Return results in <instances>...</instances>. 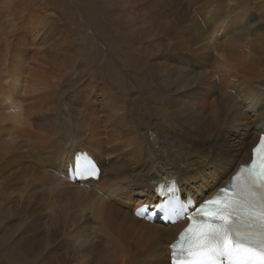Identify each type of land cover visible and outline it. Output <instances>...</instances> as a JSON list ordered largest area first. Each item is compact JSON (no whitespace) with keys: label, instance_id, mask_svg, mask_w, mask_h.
I'll use <instances>...</instances> for the list:
<instances>
[{"label":"bare ground","instance_id":"bare-ground-1","mask_svg":"<svg viewBox=\"0 0 264 264\" xmlns=\"http://www.w3.org/2000/svg\"><path fill=\"white\" fill-rule=\"evenodd\" d=\"M113 6L115 14H95L116 38L96 70L97 52L72 48L59 20L49 34L38 23L32 41L51 42L35 50L33 65L26 50H1L3 264H170L186 221L147 222L137 208L157 203L169 185L194 203L221 189L224 201L238 198L225 184L264 133V6ZM65 38L70 47H60ZM84 151L98 177L69 181ZM140 213L157 218L148 207Z\"/></svg>","mask_w":264,"mask_h":264},{"label":"snow or ice","instance_id":"snow-or-ice-1","mask_svg":"<svg viewBox=\"0 0 264 264\" xmlns=\"http://www.w3.org/2000/svg\"><path fill=\"white\" fill-rule=\"evenodd\" d=\"M259 168L257 172L253 161L243 189L246 195L238 194L237 199L223 203L214 198L193 206V210L211 207L207 215L198 218V228L188 229L183 235L180 253L185 259L179 264H264V160ZM75 170L81 172L76 167ZM257 192L259 196L255 195ZM160 196L163 202L157 207L166 216L179 215L188 207L175 202L174 191L161 192ZM171 247V264H177L176 244Z\"/></svg>","mask_w":264,"mask_h":264},{"label":"rangeland","instance_id":"rangeland-1","mask_svg":"<svg viewBox=\"0 0 264 264\" xmlns=\"http://www.w3.org/2000/svg\"><path fill=\"white\" fill-rule=\"evenodd\" d=\"M113 1L114 0H0V74H1V50L8 51L10 53H12V51L18 50L19 48H20L19 52H21V50H26L27 51L26 55L29 54V57L27 58V62H28L27 66L33 65L34 61L32 59L33 58L32 55L34 54L35 50H39L42 46H47V43L51 42V40H49L48 38H43V37H40L39 39L36 38L34 42L32 41V38H35L37 36L36 34L38 33V31L41 29V28L39 30L37 29V27L39 26L38 23L45 25L48 30L47 34H49L51 29L55 25L54 22L58 23L57 20H59L61 25L65 28L64 32L67 34V36H72L71 38L73 42L72 48L76 50H78L79 48L80 49L85 48L87 50H95L97 52L98 57L91 62V65L94 67L95 70L97 68H100L106 56H107V60H109L107 50L109 49V46H111L110 42H112L116 38L107 26V25L110 26L111 22H109L108 19H105V17H103V19H105L104 22L107 24L106 25L104 22H101L98 16L96 17L95 14H97L96 11H100L103 9L101 7H109L113 10L112 14H115L116 7L114 9L113 5L116 3V0L114 1L115 3ZM245 1L251 5L264 6V0H245ZM96 5L98 6V8H95ZM193 11H192L193 15L195 16L198 15L195 14L197 11L196 9H193ZM34 12L37 13L34 15L36 16L38 21L33 20L32 22H30L29 26L27 27L26 21H28V15ZM33 28L35 29L32 30ZM43 31L45 32L46 28H44ZM13 35L14 37L17 38H14ZM38 35H40V33H38ZM5 37L6 39L8 38L7 39L8 41L5 40ZM20 37L23 40L24 43L23 45H20V42L18 40L20 39ZM14 43H16L17 45L16 44L14 45ZM60 47L63 48L70 47V44L66 40V38L63 41L60 40ZM6 48H8V50ZM121 70L123 72H126L123 67H121ZM89 73H92V71H89ZM56 80L59 79L57 78ZM0 84H1V78H0ZM0 96H1V89H0ZM0 105H1V98H0ZM0 110H1V106H0ZM0 119H1V115H0ZM0 161H1V145H0ZM0 167H1V162H0ZM67 172H68V168H67ZM0 175H1V169H0ZM0 193H1V189H0ZM156 222L158 221L156 220ZM158 223L161 224L160 222ZM11 236H13V234ZM0 264H3L1 263V226H0Z\"/></svg>","mask_w":264,"mask_h":264}]
</instances>
